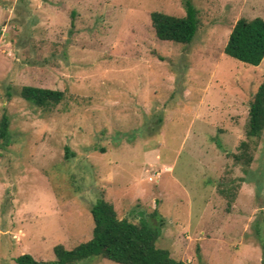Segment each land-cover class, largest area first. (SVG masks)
<instances>
[{
  "label": "rangeland",
  "instance_id": "374dc122",
  "mask_svg": "<svg viewBox=\"0 0 264 264\" xmlns=\"http://www.w3.org/2000/svg\"><path fill=\"white\" fill-rule=\"evenodd\" d=\"M183 1L0 0V117L11 136L0 149V264L20 254L51 263L54 246L90 240L100 197L118 217L159 227L157 246L176 260L264 264V129L249 167L231 158L264 58L251 66L223 51L238 19L264 20V0H191L193 40L159 41L150 12L184 16ZM23 86L64 97L43 110Z\"/></svg>",
  "mask_w": 264,
  "mask_h": 264
},
{
  "label": "trees",
  "instance_id": "16d2710c",
  "mask_svg": "<svg viewBox=\"0 0 264 264\" xmlns=\"http://www.w3.org/2000/svg\"><path fill=\"white\" fill-rule=\"evenodd\" d=\"M183 8L185 13L180 17L161 11L150 12V25L159 41L187 45L193 40L199 26L198 10L191 0H184ZM223 51L237 61L258 66L264 58V20L259 17L238 19L232 26ZM19 95L26 102L43 110L56 107L64 97L61 91L30 86L21 87ZM158 121L161 122L160 119ZM263 129L264 77L249 99L245 140L239 143L238 152L231 155L235 164L250 166L253 150ZM10 144L9 118L3 114L0 117V149H5ZM65 151V159L72 156L73 153L67 148ZM218 186V192L227 198V204L230 205L234 195L222 188L224 183ZM89 212L93 222L90 240L69 250L62 245L54 246L55 261L51 263L36 260L29 254H20L13 259V264H76L89 258L116 264H186L172 258L167 249L157 246L160 229L152 226L147 219L140 218L137 222H132L125 217L120 218L113 205L103 197L92 204ZM152 216H155V212ZM260 224L256 238L264 254V232H261ZM196 251L198 252V248Z\"/></svg>",
  "mask_w": 264,
  "mask_h": 264
},
{
  "label": "built area",
  "instance_id": "2783aa9c",
  "mask_svg": "<svg viewBox=\"0 0 264 264\" xmlns=\"http://www.w3.org/2000/svg\"><path fill=\"white\" fill-rule=\"evenodd\" d=\"M160 176V173L159 172H156L154 175H153V177H155V178H157V177H159Z\"/></svg>",
  "mask_w": 264,
  "mask_h": 264
}]
</instances>
